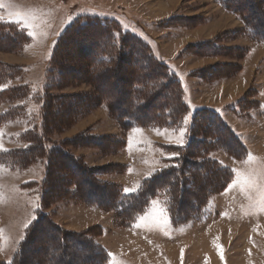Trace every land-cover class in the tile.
<instances>
[{"label": "rangeland", "instance_id": "1", "mask_svg": "<svg viewBox=\"0 0 264 264\" xmlns=\"http://www.w3.org/2000/svg\"><path fill=\"white\" fill-rule=\"evenodd\" d=\"M86 14L115 19L122 30L148 43L178 77L179 97L188 112L183 125L157 127L146 120L154 108L146 107L138 126L126 124L119 114L133 110V91L129 87L125 93L120 87L126 85L115 83L111 75L100 79L91 70L79 75L89 82L67 79V84L52 90L63 106L54 115L59 122L43 136L45 149L32 155L33 161L23 169L0 163V262L11 260L24 227L35 218L39 183L32 182L41 179L49 158L61 174L57 193L65 185L70 189L45 206L44 224L52 221L70 235L90 230V238L101 246L131 239L129 230L137 227L136 239L168 243L164 249L168 255L156 258L160 264H264V41L250 37L241 14L220 0H0V20L13 22L27 34L21 45L0 39V61L23 67L8 84L26 83L31 88L24 99L0 100V114L17 106L14 118L0 124V150L23 148L22 133L40 125L35 100L50 86L61 84L60 71L50 61L53 44L72 19ZM165 98L168 104L173 93ZM87 101L92 102L90 109L81 111ZM163 102V97L156 100L157 105ZM73 106L78 113L70 116ZM201 107L217 110L242 145L240 152L228 154L217 148L209 153L233 177L211 196L204 219H186L174 226L158 197L149 200L138 216L130 206L117 212L110 203L114 199L110 187L135 192L145 177L166 167V159L175 153L162 147L186 141V125ZM73 162L75 169L70 167ZM185 167L180 178L186 182L193 178L198 185L185 192L181 207L190 210L192 197L200 202L206 198L199 185L210 179L202 168ZM92 181L108 187L89 193ZM27 182L31 183L23 185ZM75 184L78 190L72 192ZM57 236L41 232L36 237L44 247L35 255L45 263L53 260Z\"/></svg>", "mask_w": 264, "mask_h": 264}, {"label": "trees", "instance_id": "2", "mask_svg": "<svg viewBox=\"0 0 264 264\" xmlns=\"http://www.w3.org/2000/svg\"><path fill=\"white\" fill-rule=\"evenodd\" d=\"M220 3L241 14L246 32L250 37L256 41H264V0H220ZM3 38L21 45L26 42L27 34L13 22L0 20V39ZM147 44L139 36L122 30L115 19L89 14L72 19L56 38L51 51L50 61L60 71L61 84H56L57 87L54 88L50 86L42 96H39L38 100H35L40 125L33 126L22 133L21 139L26 142L23 148L0 150V163L22 169L31 164L32 155L45 149L42 141L44 134L54 128L55 123L60 120L54 115L58 113V109L62 108L63 102L60 103L59 97L51 91L62 87L65 80L66 82L72 79L89 82V78L82 80L79 75L84 72L88 75L90 70L100 79L103 75H111L115 83L126 85V88L120 87L121 90H125V93L131 88L133 112L130 111L124 114L125 116L119 114L123 116L126 124L138 126L137 122L141 118L139 114L146 107H152L155 110L154 115L146 118L151 125L163 127L182 124L189 107L179 97L182 94L180 81L174 71L152 53ZM16 70L22 72L23 67L8 65L0 61V100L5 98L8 101H14L31 95V88L26 83L8 84L16 78ZM169 92L173 93V98L167 104L165 97ZM159 97L164 99L161 105L156 104ZM91 103L87 101L79 109H82L81 111L90 109ZM96 103L93 102V104ZM13 107L17 106L14 105L0 114V124L14 118ZM77 113L75 106L71 108V114L68 111L70 116ZM213 134L214 136H211ZM162 148L171 150L175 155L166 159L168 163L166 167L145 177L137 191L120 193L114 186H109L114 193V199L110 200L112 207L119 212L130 206V210L138 216L146 210L149 200L158 197L162 200L174 226L184 223L186 219L193 222L199 221V217H205L208 213L207 207L211 196L221 192L233 177L232 171L217 159L209 157V153L217 148L228 154L235 153V151L240 152L242 145L219 112L201 107L193 111L191 120L186 125V141L181 145H164ZM58 153L67 155L66 152ZM196 153H201V155L196 156ZM197 157L199 161L195 159ZM52 162L53 160L48 158L41 179L31 181L39 183L35 218L25 228L24 235L11 260L0 262V264H106L109 260L108 253L103 246L90 238L92 237L90 230L84 233L71 232L73 235H70L69 231H65L52 221L48 220L44 224L47 218V213L43 210L45 206L52 202V199L57 198L58 194L62 195V192L70 189L65 185L62 192L57 193V186L62 185L59 176L61 174L52 168ZM75 164V162L70 163V167L77 168ZM185 166L204 169L205 178L210 179L207 185L206 182L199 185L201 187V190L199 187V192L205 193L206 198L200 202L196 196L192 197L194 208L190 210L181 207L186 200L185 192L194 190L198 185L192 180L193 178L190 182L180 178L182 172L186 171ZM78 169L84 175L87 173L86 168L79 167ZM92 185H94L93 189L88 188L89 193H95L100 188L108 187L106 184L102 183L100 186L93 181ZM75 190H78L77 184L74 185L72 192ZM90 196L94 195L90 194ZM41 232L58 235L56 245L53 243L55 253L51 252L54 255L53 260L48 263L36 256L34 252L44 247L43 243L36 242V237ZM74 246L78 248L75 247L76 250L75 248L72 250ZM102 253L103 256H101ZM87 259L90 261L84 263L83 260Z\"/></svg>", "mask_w": 264, "mask_h": 264}, {"label": "crops", "instance_id": "3", "mask_svg": "<svg viewBox=\"0 0 264 264\" xmlns=\"http://www.w3.org/2000/svg\"><path fill=\"white\" fill-rule=\"evenodd\" d=\"M146 213L144 215H146ZM25 228L26 227H24L23 233ZM136 229L129 230L133 232V237L129 240L117 241L115 245H107L101 242L110 255L106 264H160L156 261V258L161 254L168 255V252L164 250L168 248V246H166L168 243L138 240L135 236V234L137 235ZM2 261L8 262L5 260Z\"/></svg>", "mask_w": 264, "mask_h": 264}, {"label": "snow or ice", "instance_id": "4", "mask_svg": "<svg viewBox=\"0 0 264 264\" xmlns=\"http://www.w3.org/2000/svg\"><path fill=\"white\" fill-rule=\"evenodd\" d=\"M187 117L185 118V120L187 121ZM181 143H183V140H181ZM125 191H130L129 189H125Z\"/></svg>", "mask_w": 264, "mask_h": 264}]
</instances>
